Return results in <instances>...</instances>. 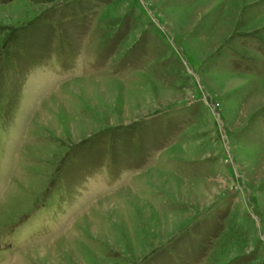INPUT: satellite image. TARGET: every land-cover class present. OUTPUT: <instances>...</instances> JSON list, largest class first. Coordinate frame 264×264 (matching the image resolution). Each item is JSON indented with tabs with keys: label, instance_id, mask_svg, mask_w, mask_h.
<instances>
[{
	"label": "rangeland",
	"instance_id": "rangeland-1",
	"mask_svg": "<svg viewBox=\"0 0 264 264\" xmlns=\"http://www.w3.org/2000/svg\"><path fill=\"white\" fill-rule=\"evenodd\" d=\"M0 264H264V0H0Z\"/></svg>",
	"mask_w": 264,
	"mask_h": 264
}]
</instances>
